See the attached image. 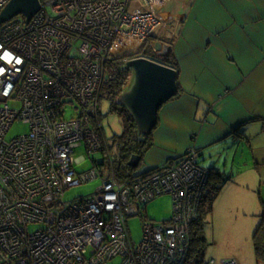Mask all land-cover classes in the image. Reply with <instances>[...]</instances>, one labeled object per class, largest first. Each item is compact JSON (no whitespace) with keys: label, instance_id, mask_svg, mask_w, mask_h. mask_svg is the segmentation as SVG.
I'll return each instance as SVG.
<instances>
[{"label":"built area","instance_id":"1","mask_svg":"<svg viewBox=\"0 0 264 264\" xmlns=\"http://www.w3.org/2000/svg\"><path fill=\"white\" fill-rule=\"evenodd\" d=\"M11 1L0 0L1 9ZM40 2L30 21L0 25V264H187L209 178L198 151L125 182L114 157L108 169L94 161L86 173L75 158L82 146L105 153L99 96L107 63L141 57L161 28L180 26L185 9L174 0ZM74 105L81 113L66 118ZM16 122L30 131L8 140ZM95 179V194L66 198ZM165 195L171 219L145 222L137 244L128 220Z\"/></svg>","mask_w":264,"mask_h":264},{"label":"crops","instance_id":"2","mask_svg":"<svg viewBox=\"0 0 264 264\" xmlns=\"http://www.w3.org/2000/svg\"><path fill=\"white\" fill-rule=\"evenodd\" d=\"M174 5L185 9L180 26L161 28L149 44L151 51L147 55L163 64L168 54H173L179 64L183 93L160 110L153 146L143 159L149 154L151 167L141 172L140 163L134 169L135 175L160 169L189 149L201 151V158L205 149L215 150V163L228 177L234 176L221 194L244 184L232 199L245 203L247 214L253 213L261 223L264 0H174ZM241 126L242 136L232 135ZM237 141H242L239 151H230L228 145ZM220 152L228 156L220 157ZM224 157L228 159L226 169L224 160H219ZM257 262L264 264V255Z\"/></svg>","mask_w":264,"mask_h":264},{"label":"rangeland","instance_id":"3","mask_svg":"<svg viewBox=\"0 0 264 264\" xmlns=\"http://www.w3.org/2000/svg\"><path fill=\"white\" fill-rule=\"evenodd\" d=\"M0 7V12H1ZM22 17V16H19ZM147 50L145 51V53ZM142 57V56H141ZM150 59L153 61L154 56L149 55ZM148 58V57H147ZM131 80L129 81V86ZM15 108H19L18 103L14 104ZM111 103L108 100H103L100 105V117H101V127L104 133V140L106 142V149L110 147L112 149L109 153L116 156V151L114 146H116L115 141L116 136L121 135L123 131L122 120L117 113H112ZM78 106H70L67 111L66 118L70 119L72 117L78 116L81 111L77 110ZM30 127L23 122H16L9 130L7 134V139L12 140L17 136L25 135L29 133ZM215 149L214 147L211 150ZM190 150V149H189ZM153 152V149L150 151ZM149 152V153H150ZM107 154L104 152H98L94 154H88L85 147H79L75 151V158L80 160V164L76 165V171L78 173H86L94 169V161L98 163L105 162L103 169H108L110 164ZM148 154L145 160L142 161L140 171L144 172L150 169L151 164L149 162ZM221 161L225 159H219ZM228 160V159H227ZM216 155L215 150L210 151L208 148L204 150L203 156L200 159V163L204 168L221 170L222 167L219 163H215ZM165 165V164H164ZM162 165L160 168H162ZM227 165V164H226ZM224 167V166H223ZM226 169V166L224 167ZM228 176V175H227ZM102 186V181L100 179L92 180L86 184L75 186L71 188L67 194L66 198L69 200L78 199L82 197H89L97 192V190ZM244 184H240L239 187L224 191L220 196L219 202L212 216H208L206 224L204 223V236L206 237V244L203 250V254L200 258L197 256H192V263L198 262L208 264L212 260L221 263L226 262H236L237 264H258L256 250L254 247V235L257 228L260 225V220L251 213L248 215L246 212L245 203L235 202L232 197L238 194ZM147 220H152L155 223H161L163 221H168L173 215V200L172 196L165 195L159 197L152 202H150L145 210ZM257 222V224H256ZM143 223L144 219L141 216H136L128 221L129 229L133 240L138 244L142 240L143 236ZM203 261V262H202ZM120 262V259L115 260V264Z\"/></svg>","mask_w":264,"mask_h":264},{"label":"trees","instance_id":"4","mask_svg":"<svg viewBox=\"0 0 264 264\" xmlns=\"http://www.w3.org/2000/svg\"><path fill=\"white\" fill-rule=\"evenodd\" d=\"M146 50L147 52L145 53ZM150 51H151V47L147 45L141 54L143 57H148L147 54H149ZM148 59H150V57H148ZM162 63L166 66H169L177 70L179 73L180 71L179 64L175 60L172 53H169L168 56L162 61ZM123 65H124V62L122 60L115 61V62L112 61V62L107 63L106 77H105V81H104V84L102 86V90L99 96L100 105L103 100H108L112 105L111 107L112 113H117L122 120L123 131L121 135H118L115 138L117 139L115 141L116 146H114L115 149H117L116 156H113L109 153L112 147H110L108 150L106 149V146H105L106 142L103 137L104 136L103 129L101 132L103 143L105 146V153L107 154L106 157L109 158V156H111V157L116 158L115 164L112 166V168L114 172L116 173L117 180L120 182H125L126 180L133 178L136 170L132 169L128 165V163L133 156H139L141 158V163H142L145 155L148 153V151L153 146L154 133H155V131H153L149 135L141 137L138 132L137 125H136V122L133 116L130 114V112L126 108L122 107L118 103L120 96L126 90L127 86L129 85V81L131 79V73L126 71L123 68ZM181 93H183V90L179 84V95L177 97H179ZM100 120H101V117H100ZM242 130H243L242 126L240 128H236L232 131V135H236L237 137H239V134H240V136H242L241 134ZM224 142L228 144L229 141L228 139H224ZM241 144H242V141L231 143L230 146L228 145L229 150L232 151L233 149H235L236 151H239L240 147L242 146ZM196 151H198L200 155V159H201V155H202L201 151L199 150H196ZM188 153H189V150L185 153V155ZM185 155H182L176 159H181ZM223 156L227 157L228 155L226 152L225 153L220 152V157H223ZM200 159H199V164H201ZM172 160H175V159H172ZM205 169L209 171V178H208V182L206 184L205 192L203 195V201H202V206L200 210L199 220L197 221V223L194 224L191 230L190 242H189L190 254H189V259L187 261V264H203V263H200V260H198V262L196 263H192L191 257L197 256L198 258H200L202 256L205 244L207 242L206 241L207 239L204 236V232H203L204 223L206 224V220L208 216L213 215L214 203L216 202L217 198L223 191L224 187L228 183L233 181V177H234V176L228 177L224 171L215 169V167L211 169H208V168H205ZM152 171H155V170H152ZM146 207L139 214V216H141V218L144 219V223L149 222L146 219V215L144 214ZM144 223H143V227L145 225ZM128 229H129V224H128ZM129 232H130V229H129ZM131 239L133 240L132 236H131ZM253 240H254V247L256 250V256L258 260H260V258H262V256L264 255V220L261 221L259 227L257 228ZM216 264H220V263L216 262Z\"/></svg>","mask_w":264,"mask_h":264},{"label":"water","instance_id":"5","mask_svg":"<svg viewBox=\"0 0 264 264\" xmlns=\"http://www.w3.org/2000/svg\"><path fill=\"white\" fill-rule=\"evenodd\" d=\"M40 9V0H12L0 12V25L18 16L30 21ZM123 68L131 73V84L118 103L130 112L140 136L144 137L157 127L163 106L179 95V73L146 57L128 60L124 62ZM140 163L141 158L133 156L128 165L137 169ZM226 164L224 160L223 166Z\"/></svg>","mask_w":264,"mask_h":264},{"label":"clouds","instance_id":"6","mask_svg":"<svg viewBox=\"0 0 264 264\" xmlns=\"http://www.w3.org/2000/svg\"><path fill=\"white\" fill-rule=\"evenodd\" d=\"M148 173V172H147Z\"/></svg>","mask_w":264,"mask_h":264}]
</instances>
